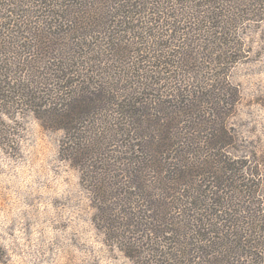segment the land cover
Masks as SVG:
<instances>
[{"label":"trees","instance_id":"trees-1","mask_svg":"<svg viewBox=\"0 0 264 264\" xmlns=\"http://www.w3.org/2000/svg\"><path fill=\"white\" fill-rule=\"evenodd\" d=\"M226 3L0 0V103L30 97L13 80L19 66L53 82L49 129L66 135L61 153L92 197L94 224L137 264H191L194 242L227 240L230 227L217 221L233 220L219 210L231 171L225 111L212 79L181 73L196 61L193 27L214 18V33L231 36ZM180 17L193 26L176 37Z\"/></svg>","mask_w":264,"mask_h":264},{"label":"rangeland","instance_id":"rangeland-1","mask_svg":"<svg viewBox=\"0 0 264 264\" xmlns=\"http://www.w3.org/2000/svg\"><path fill=\"white\" fill-rule=\"evenodd\" d=\"M226 5L224 15L231 16L230 26L225 20V32L231 36L214 33L211 28L218 23L214 18L205 23L199 17L203 22L193 27L194 50L189 52L196 61L181 73L212 79L206 83L217 89L225 111L223 121L231 137L225 160L231 171L220 191L224 204L219 210L233 220L229 224L219 217L218 222L230 227L227 240L212 244L216 234L200 238L189 260L264 264V0H227ZM204 11L212 17L211 9ZM179 20L176 34L193 26L192 18ZM33 62L34 68L38 61ZM16 70L13 80L31 95L12 104L0 103V264H137L121 251V238L109 237L94 224L92 197L79 170L61 153L66 135L49 129V110L53 99L58 100L49 94L53 87L48 83L53 82L37 77V70L28 67ZM206 182L211 189L213 180ZM210 202L215 203L213 197ZM255 230L258 235L252 238L249 234Z\"/></svg>","mask_w":264,"mask_h":264}]
</instances>
